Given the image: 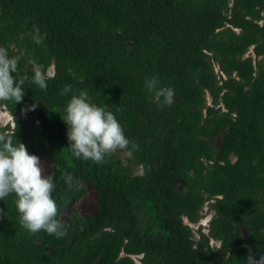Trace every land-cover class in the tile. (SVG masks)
<instances>
[{
  "label": "trees",
  "instance_id": "trees-1",
  "mask_svg": "<svg viewBox=\"0 0 264 264\" xmlns=\"http://www.w3.org/2000/svg\"><path fill=\"white\" fill-rule=\"evenodd\" d=\"M34 25L47 33L40 45ZM0 46L24 53L29 80L30 58L52 64L46 90L26 81L22 102L0 101L12 121L0 131L47 160L67 230L30 233L10 194L0 264H246L249 249L264 254V0H0ZM150 77L174 89L171 106L147 92ZM80 90L139 146L131 157L72 155L64 108ZM87 184L95 206L81 214L73 203ZM206 200L212 213L193 239L183 217L198 220Z\"/></svg>",
  "mask_w": 264,
  "mask_h": 264
},
{
  "label": "clouds",
  "instance_id": "clouds-1",
  "mask_svg": "<svg viewBox=\"0 0 264 264\" xmlns=\"http://www.w3.org/2000/svg\"><path fill=\"white\" fill-rule=\"evenodd\" d=\"M31 36L33 42L40 45L47 33H41L40 28L34 25ZM9 47L15 48V45ZM9 47L0 46V101L20 103L25 96L23 86L26 81L46 90L50 74L46 72L44 65L30 58L29 63L33 69L31 80L28 75H21L18 64L24 53L10 56ZM145 88L154 95L160 107L173 104L174 89L160 87L157 78H146ZM70 92L71 85H65L62 94L67 95ZM34 109L35 105H31L29 110ZM64 114L63 122L67 126L69 149L76 158L103 164L107 162L106 157L117 152L131 157L139 148L125 136L113 112L107 110L106 105L102 107L91 102L86 90H80L78 94L71 96L64 108ZM13 135L15 138V133L0 131V200L10 194L15 195L14 203L19 213V224L30 233L43 230L56 238L66 236V225L56 218L58 208L52 196L56 185L52 176L44 174L41 159L30 154L24 143L16 138L14 142ZM58 170L61 179L72 187L75 180L72 173L64 169ZM75 182L79 184V181ZM0 213H4L3 209H0ZM246 264H264V254L257 260L249 249Z\"/></svg>",
  "mask_w": 264,
  "mask_h": 264
},
{
  "label": "rangeland",
  "instance_id": "rangeland-1",
  "mask_svg": "<svg viewBox=\"0 0 264 264\" xmlns=\"http://www.w3.org/2000/svg\"><path fill=\"white\" fill-rule=\"evenodd\" d=\"M248 50H250V47L248 48ZM46 72L48 74L52 73V64L48 65L47 68L45 69ZM10 123V125H12V121H11V115L10 113L4 108L3 105H0V124H4V123ZM31 154L38 156L41 159V167L44 169V174L48 175L49 173V164L47 162V160L45 158H43L42 156H40L38 154V152H36L35 150H33L31 152ZM120 156L123 157V154L120 153ZM134 172H139L140 171V166H136L133 168ZM73 205L77 208V210L79 211V213L81 214H86L89 213L90 211L93 210L94 206H95V194H94V189L91 185L87 184L84 186V190L83 193L81 194V196L75 200V202L73 203ZM208 201L206 200L201 208H200V212H201V216L198 218V220L192 222V221H187L184 217L183 220L184 222L188 223L191 228H192V238L196 239L197 238V232H196V227L198 224H201V230L205 231L206 230V225H207V221L212 213V211L209 209L208 207ZM68 213L66 211L62 212L63 216H66ZM210 243L212 245H217L218 244V240H212L210 239ZM134 260L136 261L137 264H139V261L136 259V255H132Z\"/></svg>",
  "mask_w": 264,
  "mask_h": 264
}]
</instances>
